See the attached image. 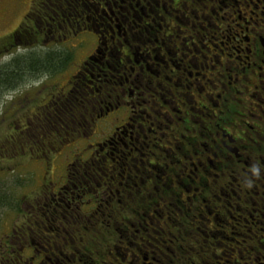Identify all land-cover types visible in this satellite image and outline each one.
Listing matches in <instances>:
<instances>
[{
	"label": "flooded vegetation",
	"instance_id": "obj_1",
	"mask_svg": "<svg viewBox=\"0 0 264 264\" xmlns=\"http://www.w3.org/2000/svg\"><path fill=\"white\" fill-rule=\"evenodd\" d=\"M9 38L0 264H264V0H31Z\"/></svg>",
	"mask_w": 264,
	"mask_h": 264
},
{
	"label": "rangeland",
	"instance_id": "obj_2",
	"mask_svg": "<svg viewBox=\"0 0 264 264\" xmlns=\"http://www.w3.org/2000/svg\"><path fill=\"white\" fill-rule=\"evenodd\" d=\"M31 0H0V48L1 46L7 45L10 42V33L14 30L21 22L23 16L27 12ZM27 48L13 47L11 50L0 52V65L6 63L11 58L15 56L23 55L27 52ZM31 80L25 79L22 86L18 90L9 89L6 91H1L0 93V147L9 145L5 142L6 136L12 132V125L14 124V113H13V101L15 97L22 91L27 93L29 90L28 85ZM10 147V146H8ZM1 153V152H0ZM8 156H10V148L8 150ZM25 161V162H24ZM14 162H24L27 163L26 157L23 160H8L2 159L0 154V169L2 168V173L0 172V194L5 193L8 190V186L11 188L17 185V180L20 183L29 182L35 178L33 174V169L31 167L20 166L14 173L11 172V165ZM23 181V182H22ZM8 185V186H6ZM30 186V185H28ZM31 187L26 190L24 188H19L20 195L26 193ZM16 189V188H15ZM28 193V192H27Z\"/></svg>",
	"mask_w": 264,
	"mask_h": 264
},
{
	"label": "trees",
	"instance_id": "obj_3",
	"mask_svg": "<svg viewBox=\"0 0 264 264\" xmlns=\"http://www.w3.org/2000/svg\"><path fill=\"white\" fill-rule=\"evenodd\" d=\"M27 28L25 24L22 29ZM31 59L29 54L25 53L20 56L11 58L4 64L0 65V93L9 89H14L18 79L26 77L31 68Z\"/></svg>",
	"mask_w": 264,
	"mask_h": 264
}]
</instances>
